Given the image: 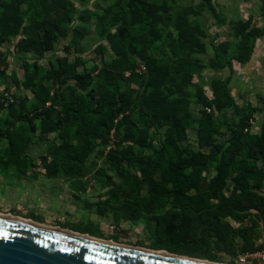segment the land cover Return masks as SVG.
Instances as JSON below:
<instances>
[{"label":"rangeland","instance_id":"rangeland-1","mask_svg":"<svg viewBox=\"0 0 264 264\" xmlns=\"http://www.w3.org/2000/svg\"><path fill=\"white\" fill-rule=\"evenodd\" d=\"M71 1L76 10L67 33L52 41L50 48L44 50L42 55L39 53L40 49H37L41 48L38 43L35 42L33 46V43L27 42L25 36L20 34L0 44V71L4 72V75H0V114L14 112L21 98L33 96V90L26 86V80L29 77L50 83L52 72L56 68L63 67L60 65L61 62L65 64L78 61L77 69L80 71L85 67L92 68L97 65L98 69L92 73L96 78L99 69L105 66V61H111L118 56L121 39L108 33H99L97 29V24L107 19V17H99V14L106 13L107 9L111 13L115 12L116 0ZM164 2L166 11L161 12L155 22L160 33L176 37L177 29L187 26L188 31L203 44V48L191 49L192 57L199 58L204 67L192 75L191 84L183 86L194 96L184 105L190 116L187 120L190 125H186L180 134L175 131L179 134L178 140L174 142L178 149L176 157L184 162L191 159L188 171L197 176L210 178L216 175L218 166L224 159L228 158L230 162H234L242 158L244 153H248L242 149L240 152L236 150L230 152L231 146L238 145L243 149L247 148L245 144L254 146L253 138L250 136L255 135L257 139L262 132L264 34L256 39L253 52L247 62L241 63L233 59L231 65L218 67L213 65V61L215 58L228 60L237 50L242 38L241 29L251 38L255 28H263L264 0H164ZM5 8L9 10L10 5ZM55 18V14H50L45 19V24ZM26 21L25 19L24 22ZM74 28L78 30L75 31ZM109 29L111 32L115 30L112 26H109ZM169 38L172 37L169 36ZM171 40L169 39V43ZM169 43H166L165 52L167 53L155 51L158 57L165 58V62L168 59L170 62L175 61L181 55L179 49L171 51L168 48ZM131 62L139 63L144 67L141 58L137 55ZM131 62L123 66L127 75ZM34 63L36 66H33ZM139 68H137L138 71H140ZM218 80L227 81L235 106L221 112L219 107L214 105L212 112H209L208 108L206 109V100L201 99L197 94H205L209 99H213V85ZM74 82L75 80L70 78L65 85H55L52 91L54 99L49 104L55 102L56 107L62 110L66 104L74 101L77 90L83 94L88 93V88L70 89L68 86L73 85ZM100 82L94 85L97 98L108 88L105 78H102ZM123 89L138 97L140 93L138 79L125 81ZM223 104L224 100L221 102V105ZM139 107L136 101L126 114H135ZM251 109L254 110L249 131L241 133L239 126L231 124L232 115L236 111ZM223 117L226 118L225 121ZM206 118L221 122L220 128L214 132L211 143L206 139L201 143L200 140L203 136L200 134H206L207 126L205 127L203 123ZM238 120L236 117L234 123L237 124ZM15 124L18 128L20 122L16 121ZM79 127V122L67 120L64 127L58 131L45 133L39 128L33 132L31 142L24 146L22 153L26 158L17 157V161L21 160L27 165L28 169L24 174L16 169L14 162L9 161L6 164L7 167L0 163V213L30 218L37 223L87 233L120 244L166 250L153 248L150 245L154 238L153 218L159 212L149 209H158L155 206L156 197L153 196L157 188L143 183L146 175L140 168L129 166L123 174H119L109 167V162H106L107 152L111 147H115L117 142L114 130L103 138L97 134L93 141H87L79 134ZM168 131L170 130L167 127H149L144 135L142 134L143 139L148 137L151 140L152 148L160 159L158 161L151 157L148 146L142 147L140 163L146 164L150 171L157 169L158 163L161 165L162 157L167 155L168 147L165 141L169 140L172 144L175 140L172 133L168 135ZM140 133L143 132L140 130ZM2 134L1 140L7 143L6 136L9 132L3 131ZM17 135H20L18 130ZM135 143L136 151L139 152L140 146ZM254 153L255 158L252 160L262 167L263 163L258 151ZM248 154L251 155V153ZM75 163L83 166L79 167L82 173L73 172L71 166ZM99 168H104L107 175L101 176ZM152 177L156 181L159 176L152 173ZM247 180L249 179L245 174L235 172L227 178L222 192L227 194L226 188L229 187L232 190L237 187L236 184ZM249 183V191L243 193V201L238 204L242 208L239 210L242 220H229V226L239 242L243 228L258 223L260 237L256 239V242L262 245L264 243V205L261 210L244 207L253 205L252 192L264 195V188L255 190L251 181ZM237 190L240 191V187ZM123 193L127 195L136 193L140 200H149L148 205L144 206L140 201L132 198L129 201L137 203H133L134 205L127 211L121 209L120 204L125 202L121 197ZM190 197L191 193L180 194L170 200L166 209L181 207L190 202ZM217 201L218 199H212V202ZM195 243L182 246L191 251L206 250L210 254L209 257L189 254L185 249V251L171 253L220 264H264V249L255 252L228 253L215 247L205 249L201 243Z\"/></svg>","mask_w":264,"mask_h":264},{"label":"trees","instance_id":"trees-1","mask_svg":"<svg viewBox=\"0 0 264 264\" xmlns=\"http://www.w3.org/2000/svg\"><path fill=\"white\" fill-rule=\"evenodd\" d=\"M163 3L164 0H116L115 12L111 13L107 9L106 13L99 14L101 18L107 17L106 21L97 24L99 33L115 35L121 39L122 44L118 56L111 61H105V66L99 69L96 78L92 73L98 69L97 65L92 68L85 67L80 71L77 69L78 61L65 64L61 62L60 65L63 67L56 68L52 72L50 83L39 78H27L26 86L33 90V96L21 98L14 112L0 114V163L7 167L9 161L14 162L21 174L26 173L27 165L21 160L17 161V157L26 158L22 154L24 146L31 142L32 133L39 128L45 133H52L64 127L67 120L79 122V134L87 141H93L97 134L103 138L114 130L117 142L116 146L111 147L107 152L106 162H109V167L119 174H123L129 166L140 168L146 175L143 183L157 188L153 196L156 197L155 206L158 209H149L159 212L153 218L154 238L151 240V247L164 248L170 252L186 250L189 254L205 257L210 255L206 250L191 251L182 245L196 242L201 243L205 249L215 247L228 253H246L264 249V243L259 245L256 242L260 237L258 223L245 226L239 242L229 226V220H242L239 212L242 208L238 204L243 201V193L249 191V181L255 190L264 188V122L260 136L257 139L255 135L250 136L253 138L254 146L245 144L244 146H247L245 149L238 145L229 149L230 152L234 150L240 152L242 149L251 155L244 153L242 158L234 162H230L228 158L224 159L218 166L215 176L208 178L194 175L187 169L191 159L186 162L177 159L178 149L174 142L178 140L184 127L190 125L187 123L190 116L184 105L194 96L183 86L191 84L192 75L204 67L199 58L192 57L191 49L203 48V44L188 31L187 26L179 27L176 37L160 33L155 22L161 12L166 11ZM8 5H10L9 10L5 8ZM0 8V11L3 10L0 12V44L20 34L25 36L27 42L33 43V46L35 42L41 46L37 48L40 49V55L50 48L52 41L67 33L76 10L71 0H0ZM52 13L56 18L45 24V19ZM109 26L114 27V32H111ZM240 33L242 38L237 50L228 60L215 58L213 65L218 67L231 65L233 59L241 63L247 62L253 52L256 39L264 34V26L255 28L251 38L243 29ZM169 39H172L170 43ZM166 43L170 44L168 48L171 51L176 49L181 51V55L175 61L170 62L168 59L165 62V58L155 54L156 50L167 53ZM135 55L141 58L143 71L141 64L131 62ZM130 62L132 64L127 75L123 66ZM33 66L36 64L34 63ZM138 67L140 71L137 70ZM0 75H4L2 70ZM70 78L75 80L73 85L68 86L70 89L88 88V93L83 94L77 90L74 101L66 104L62 110L56 107L55 102L49 104L54 99L52 91L55 85H65ZM102 78L106 79L108 88L97 98L94 85L101 83ZM133 78L138 79L140 87L138 97L123 89L124 82L132 81ZM213 92V99H209L205 94H197L198 97L206 100V109L209 108V112H212L214 105L218 106L221 112L235 106L227 81H215ZM223 100L224 104L221 105ZM136 101L140 106L139 109L135 114L127 115ZM253 110L236 111L232 115L231 124L239 126L241 133H247L251 126ZM236 117L239 119L237 124L234 123ZM225 120L226 118L223 117V121ZM16 121L20 122L18 128ZM203 123L205 127L207 126V130L205 135L200 134L203 135L200 137L201 143L205 139L211 143L214 132L220 128L221 122L206 118ZM149 127H167L170 130L168 135L172 133L175 139L172 144L169 140L165 141L168 147L167 155L162 157L161 165L158 163L157 169L152 171L146 167V164L140 163L143 146L150 148L152 158L160 160L152 148L151 140L148 137L143 139L144 132ZM17 130L20 132L19 136H16ZM140 130L143 133H140ZM3 131L9 132L6 136L7 143L1 140ZM135 142L140 146L139 152L136 151ZM255 151H258L263 163L262 167L252 160L255 158ZM249 156L251 158H248ZM80 166L75 163L71 168L74 173L80 174L82 173V170H79ZM99 169L101 176L107 175L104 168ZM235 172L245 174L249 180L236 184L237 187L232 190L226 188L228 193L225 194L222 189L226 180ZM152 173L158 174L156 181ZM239 187L240 191L237 190ZM189 193H191L190 202L178 208L166 209L171 199ZM251 195L254 200L253 205L244 208L254 207L256 210H261L264 205V195L256 192H252ZM121 197L125 201L120 204L121 209L126 211L134 205L133 203H137L130 202L132 198L140 201L144 206L149 202V200H140L136 193L130 195L123 193ZM212 199L218 201L215 203Z\"/></svg>","mask_w":264,"mask_h":264},{"label":"water","instance_id":"water-1","mask_svg":"<svg viewBox=\"0 0 264 264\" xmlns=\"http://www.w3.org/2000/svg\"><path fill=\"white\" fill-rule=\"evenodd\" d=\"M0 264L220 263L111 243L0 213Z\"/></svg>","mask_w":264,"mask_h":264},{"label":"bare ground","instance_id":"bare-ground-1","mask_svg":"<svg viewBox=\"0 0 264 264\" xmlns=\"http://www.w3.org/2000/svg\"><path fill=\"white\" fill-rule=\"evenodd\" d=\"M1 214H7V215H9L10 217H14L12 214H8V213H1ZM15 218H20V219H24V220H29V221H33V222H35L34 220H32V219H30V218H23V217H20V216H15ZM57 228H60V229H63V230H66V231H69V232H72V233H75V234H85V235H88V236L91 237V238H96V239H100V240L108 241V242H111V243H115V242L112 241V240H106V239L98 238V237L92 236V235L87 234V233H82V232H79V231H73V230L65 229V228H61V227H57ZM154 251H156V252H164V253L169 254V255L178 256V254H177V255H176L175 253L172 254V253H170L169 251H166V250H163V249H155Z\"/></svg>","mask_w":264,"mask_h":264},{"label":"built area","instance_id":"built-area-1","mask_svg":"<svg viewBox=\"0 0 264 264\" xmlns=\"http://www.w3.org/2000/svg\"><path fill=\"white\" fill-rule=\"evenodd\" d=\"M143 69H144V67H142ZM208 110H210L209 108H208Z\"/></svg>","mask_w":264,"mask_h":264}]
</instances>
